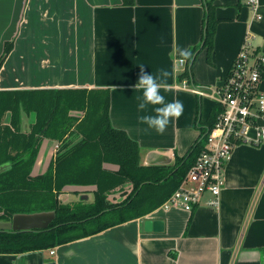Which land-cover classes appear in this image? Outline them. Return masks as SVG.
<instances>
[{"label": "crops", "instance_id": "0c3cea01", "mask_svg": "<svg viewBox=\"0 0 264 264\" xmlns=\"http://www.w3.org/2000/svg\"><path fill=\"white\" fill-rule=\"evenodd\" d=\"M206 1L0 0V56L5 42L15 41L0 70V90L107 89L111 122L139 143L141 164L171 165L200 139L216 106L183 88L174 50H194L190 83L197 86L219 85L247 38L264 53V0L260 19L247 0H211L217 26L209 59L203 47ZM140 65L153 75L176 67L167 81L170 90L161 94L166 101L181 100L184 111L164 134L139 122L141 115L154 114V106L138 109ZM30 119L35 121L34 113ZM42 143L37 174L55 158V140ZM73 188L94 198V186ZM208 200L206 194L192 211L158 208L52 248L2 253L0 264H264V142L235 148L221 206ZM147 218L163 220L164 229L147 231Z\"/></svg>", "mask_w": 264, "mask_h": 264}, {"label": "trees", "instance_id": "16d2710c", "mask_svg": "<svg viewBox=\"0 0 264 264\" xmlns=\"http://www.w3.org/2000/svg\"><path fill=\"white\" fill-rule=\"evenodd\" d=\"M134 2L123 0L125 5ZM206 4L203 47L210 59L217 18L212 1ZM14 45V40L5 42L0 70ZM193 60L187 62L183 78L191 80ZM110 104L107 89L0 90V165L11 164L0 173V220H11L16 213H56L47 229L0 230V254L52 248L160 208L186 178L205 132L214 126L220 111L216 104L200 139L184 156L176 154L173 164L142 165L139 143L113 126ZM7 112L10 118L5 122ZM23 112L36 114L28 132L22 128ZM69 135L80 139L65 140L47 171L33 175L43 139L64 140ZM75 186H94L93 200L63 203L59 195L67 188L75 191Z\"/></svg>", "mask_w": 264, "mask_h": 264}, {"label": "built area", "instance_id": "2783aa9c", "mask_svg": "<svg viewBox=\"0 0 264 264\" xmlns=\"http://www.w3.org/2000/svg\"><path fill=\"white\" fill-rule=\"evenodd\" d=\"M256 11L259 0H247ZM187 62L177 69L183 88L212 98L220 107L213 127L203 136V146L186 178L160 208L178 207L192 211L208 194V204L221 206L225 168L235 148L240 144L264 142V53L247 38L224 80L216 86H197L183 73ZM54 253V250L51 251Z\"/></svg>", "mask_w": 264, "mask_h": 264}, {"label": "clouds", "instance_id": "9594fccd", "mask_svg": "<svg viewBox=\"0 0 264 264\" xmlns=\"http://www.w3.org/2000/svg\"><path fill=\"white\" fill-rule=\"evenodd\" d=\"M174 51L177 57L175 65L183 66L193 57L191 48L177 47ZM175 65L171 72L164 68L158 69L156 75L149 74L144 65H140L138 80L134 85L135 90L142 92V95L137 97L139 101L138 109L146 111L148 106H154L152 109L154 114L141 115L139 122L159 134H164L169 124L178 120L184 111V105L181 100L177 98L166 101L165 96L161 94L162 90H170V85L167 81L174 74Z\"/></svg>", "mask_w": 264, "mask_h": 264}, {"label": "water", "instance_id": "95a60500", "mask_svg": "<svg viewBox=\"0 0 264 264\" xmlns=\"http://www.w3.org/2000/svg\"><path fill=\"white\" fill-rule=\"evenodd\" d=\"M11 164L0 165V173L8 170ZM87 195L81 197L87 199ZM55 211H42L32 213H16L11 220H0V230L2 231H30L47 229L55 220ZM147 231H161L164 229V222L160 219L147 218L145 220Z\"/></svg>", "mask_w": 264, "mask_h": 264}, {"label": "rangeland", "instance_id": "374dc122", "mask_svg": "<svg viewBox=\"0 0 264 264\" xmlns=\"http://www.w3.org/2000/svg\"><path fill=\"white\" fill-rule=\"evenodd\" d=\"M13 40H14V38H13ZM33 113L34 112H32L30 115L27 114L26 112H23L22 113V127H24L23 128V131L28 132L31 129V126L33 125V123L35 122V121H31V119H30L31 116L33 115ZM71 114H74V115L76 114L77 116H81L82 112L81 111L80 112L73 111V112H71ZM26 115L28 116V118L26 117ZM23 116H24L25 120H23ZM9 118H10V112H7L6 113V116L4 118V121L5 122H8L9 121ZM35 119H36V114H35ZM23 123H25V125ZM45 139H49V138H45ZM45 139H43L42 142H44ZM68 139L73 140V142H76L77 140L80 139V137H73V136L70 137V135H69L64 140H55V143H54V145L52 147V150H51V154H54V156H55L57 154V152L60 150V148L63 146L65 140H68ZM42 145H44V144L41 143L40 149H44V146H42ZM37 160H38V157H37ZM47 162L48 161H46V164H48ZM34 167H35V165H34ZM34 170L35 169L33 168L32 174L33 175H37L36 171H34ZM81 194H84V196L87 195L88 196L87 199H85V198H82L81 199L80 198L81 197ZM59 197H60L61 201L63 203H65V204H74L77 201H79V199H81V200H88V201H92L93 200L92 198H90V194L89 193H82L81 191H74L73 189H70V188H67V190L65 192H62L59 195ZM116 199L118 201L122 200V198H116Z\"/></svg>", "mask_w": 264, "mask_h": 264}]
</instances>
